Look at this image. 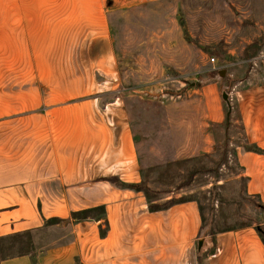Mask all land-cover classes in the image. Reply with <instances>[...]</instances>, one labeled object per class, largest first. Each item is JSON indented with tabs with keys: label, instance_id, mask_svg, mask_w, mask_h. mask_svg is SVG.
Here are the masks:
<instances>
[{
	"label": "rangeland",
	"instance_id": "374dc122",
	"mask_svg": "<svg viewBox=\"0 0 264 264\" xmlns=\"http://www.w3.org/2000/svg\"><path fill=\"white\" fill-rule=\"evenodd\" d=\"M263 48L264 0H0L13 118L44 114L46 139L60 136L62 157L88 167L103 146L92 126L123 109L138 180L124 186L161 207L194 200L203 236L264 232V202L246 194L238 161L257 148L236 111L264 81Z\"/></svg>",
	"mask_w": 264,
	"mask_h": 264
},
{
	"label": "crops",
	"instance_id": "0c3cea01",
	"mask_svg": "<svg viewBox=\"0 0 264 264\" xmlns=\"http://www.w3.org/2000/svg\"><path fill=\"white\" fill-rule=\"evenodd\" d=\"M247 92L236 111L245 142L260 152L243 149L238 161L246 194L264 202V81ZM107 109L109 120L92 126L103 146L78 167L62 157L60 136L46 139L44 114L14 119L12 90L0 89V264H264L256 225L203 236L194 200L152 211L140 190L124 186L138 181L134 142L123 109ZM85 210L89 217H71ZM10 248L20 250L5 254Z\"/></svg>",
	"mask_w": 264,
	"mask_h": 264
},
{
	"label": "trees",
	"instance_id": "16d2710c",
	"mask_svg": "<svg viewBox=\"0 0 264 264\" xmlns=\"http://www.w3.org/2000/svg\"><path fill=\"white\" fill-rule=\"evenodd\" d=\"M254 151L260 152L259 149H255ZM112 183L115 184V185H117V186H122V184H119V183H114V182H112ZM129 187L132 188V189H134V190H141L138 185H129ZM177 202H181V201H177ZM174 203H176V202H174ZM165 207H167V206L161 207V206H159L157 204H154L152 202H149L148 203V208H149V210H152V211L159 210V209H162V208H165ZM91 211L85 210V211L73 212V213H71V217L74 220H82L84 218L89 217ZM260 236H261L262 242L264 243V232L261 231L260 232Z\"/></svg>",
	"mask_w": 264,
	"mask_h": 264
},
{
	"label": "water",
	"instance_id": "95a60500",
	"mask_svg": "<svg viewBox=\"0 0 264 264\" xmlns=\"http://www.w3.org/2000/svg\"><path fill=\"white\" fill-rule=\"evenodd\" d=\"M222 97H223L224 99H227V98H228L227 93H223V94H222ZM200 244H201V241H198V246H200Z\"/></svg>",
	"mask_w": 264,
	"mask_h": 264
},
{
	"label": "built area",
	"instance_id": "2783aa9c",
	"mask_svg": "<svg viewBox=\"0 0 264 264\" xmlns=\"http://www.w3.org/2000/svg\"><path fill=\"white\" fill-rule=\"evenodd\" d=\"M211 60H213V58H211Z\"/></svg>",
	"mask_w": 264,
	"mask_h": 264
}]
</instances>
